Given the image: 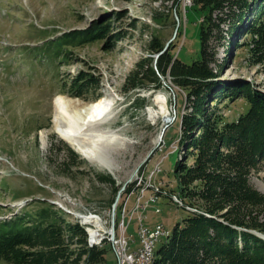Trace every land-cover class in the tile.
Masks as SVG:
<instances>
[{"label":"rangeland","instance_id":"1","mask_svg":"<svg viewBox=\"0 0 264 264\" xmlns=\"http://www.w3.org/2000/svg\"><path fill=\"white\" fill-rule=\"evenodd\" d=\"M249 1L252 7L241 15L242 23L238 19L236 23L251 25L250 29L254 25L256 32L264 27V14L259 17L264 0ZM195 4L196 0H0V223L20 215L33 219L47 209L68 225H82L92 248V230L85 220H98L99 215L106 222L113 214L118 194L128 181L119 184L60 138L53 123L60 96L86 104L104 99L117 117L113 126L124 127L128 137L139 141L133 147L134 156L125 157L134 160L147 155L132 178L130 186L136 193L127 198V209L135 206L150 179V185L164 186L158 201L147 207L145 225L153 228L162 223L171 235L175 225L183 223L189 214L174 197L178 195L175 165L178 159L184 160L179 142L183 118L192 108L172 67L177 57L188 64L200 58V33L206 18L193 9ZM213 5L209 67L227 87H245L264 99V45L257 49L260 35L250 33L248 27L235 30L230 18L220 23L221 11ZM226 5L223 2L222 11L228 16L239 13H230ZM95 25L107 27L103 38L85 44L74 38ZM170 50L172 56L162 74L157 64ZM151 69L158 81L152 80ZM80 78L88 84L81 97H74L72 89L78 87ZM240 94L211 102V110L225 123L237 122L251 108L248 98ZM186 163L192 165L193 158ZM247 172L250 185L264 195V160L249 165ZM152 195L154 188H146V197ZM234 210L233 203L221 213ZM240 212L246 218L256 215L264 223V203ZM138 230L135 215L127 231L132 250L141 245ZM69 235L65 240L71 261L85 264L80 237L71 243ZM165 239L156 243L155 252ZM99 247L107 253L100 264H118L108 240Z\"/></svg>","mask_w":264,"mask_h":264},{"label":"trees","instance_id":"2","mask_svg":"<svg viewBox=\"0 0 264 264\" xmlns=\"http://www.w3.org/2000/svg\"><path fill=\"white\" fill-rule=\"evenodd\" d=\"M210 1L212 3L209 4ZM223 2L227 3L226 10L230 13H239L235 16L225 14ZM213 3L221 11L220 23L230 18L235 30L242 31L248 27L250 33L260 35L257 49L264 45V27L254 32V25L250 29L251 25L239 24L241 15L253 5L249 0H196L193 9L206 18L200 33V58L188 64L177 57L172 67V75L180 80L192 108L191 113L183 118L179 145L184 148V160L178 159L175 165L178 195L174 196L189 215L182 224L175 225L170 237L156 250L154 264H264V240L254 234V231L264 234V223H260L256 215L250 214L246 218V214L240 212L245 207L247 210V206L264 203V195L250 185L247 177L248 166L264 160V99L251 94L245 87H227L217 81L218 77L209 67L212 60L208 56V42L211 38V14L215 8ZM201 4L204 7L198 10L196 7ZM263 14L264 9L259 17ZM224 15L228 18L225 19ZM106 31L107 27L95 25L91 31L74 38L85 44L103 38ZM57 46L58 43L54 47ZM171 52L157 64L162 74L166 72ZM151 73L152 80L158 81L155 70L151 69ZM87 84L80 78L76 84L78 87L72 89V95L81 97ZM239 93L248 98L251 108L237 122L225 123L211 110L210 103L231 100ZM189 157L194 160L192 165L186 163ZM233 203L234 212L221 213ZM26 219L20 215L12 222L0 223V262L76 264L71 261L72 252L68 253L67 233L71 243L75 237H80L78 244L83 246L80 252L87 255L85 264L105 261L107 253L104 248H88L87 232L82 225V228L77 224L68 225L57 213L47 209L33 219Z\"/></svg>","mask_w":264,"mask_h":264},{"label":"bare ground","instance_id":"3","mask_svg":"<svg viewBox=\"0 0 264 264\" xmlns=\"http://www.w3.org/2000/svg\"><path fill=\"white\" fill-rule=\"evenodd\" d=\"M55 107L53 123L60 138L99 171L112 175L119 184L128 181L125 183L128 185L147 155L141 154L138 159H128L134 156L133 147L138 145L139 141L128 137L124 127L113 126L117 117L106 101L98 99L93 104H86L78 99L60 96ZM43 137L44 145L47 147V136ZM125 157L128 158L125 159ZM130 166H133V169H129ZM158 199L159 197H153L147 207L155 204ZM85 222L97 224L101 221L90 218ZM104 230L106 232L105 228ZM162 237L167 239L170 237V232L165 230L164 233L152 238V248H149L147 264H154L155 246ZM90 238L92 240L90 245L93 246L92 235Z\"/></svg>","mask_w":264,"mask_h":264},{"label":"built area","instance_id":"4","mask_svg":"<svg viewBox=\"0 0 264 264\" xmlns=\"http://www.w3.org/2000/svg\"><path fill=\"white\" fill-rule=\"evenodd\" d=\"M157 174L154 176L152 174V177H155ZM136 179H140V177L136 176ZM130 184L132 186L133 180L121 191V196L117 201L116 207H114L113 214L111 213V215L106 217V222H100L97 224H89L88 222V227L92 230L93 248L101 246L103 242L108 240L111 248L117 256L118 264H147L149 248H152V238L154 236H159L160 233H164L165 225L158 223L153 228L146 226L145 221L147 216L145 215V212L147 211V206L150 204L153 197L162 196L164 185L161 183L158 185H150L149 179V184L146 188H154V195L146 197V188H143L138 195L135 206L131 210H128L127 198H131L134 193H136L135 189H131ZM126 194L127 196L122 200L123 196ZM118 211H120V218H118ZM160 211L161 210L159 209L157 213H160ZM135 215H137V222L139 223L138 236L141 245L139 248L132 250L131 238L127 237V231L131 222L134 220ZM82 216L87 217L88 215ZM113 223L114 230L112 232ZM104 228L107 229V232H105Z\"/></svg>","mask_w":264,"mask_h":264},{"label":"water","instance_id":"5","mask_svg":"<svg viewBox=\"0 0 264 264\" xmlns=\"http://www.w3.org/2000/svg\"><path fill=\"white\" fill-rule=\"evenodd\" d=\"M160 55H161V54H160ZM160 55L156 56V60L159 58ZM165 131H166V129H164L163 134H165ZM126 185H127V184H126ZM126 185L122 188V190L126 187ZM122 190H121V191H122ZM121 191H120L119 194H118V197H117V200H116V204H117V201L119 200V198H120V196H121ZM116 204L114 205V207H116ZM112 230H114V223L112 224ZM254 234H256L259 238H261L262 240H264V234H262V233H257V232H254Z\"/></svg>","mask_w":264,"mask_h":264}]
</instances>
